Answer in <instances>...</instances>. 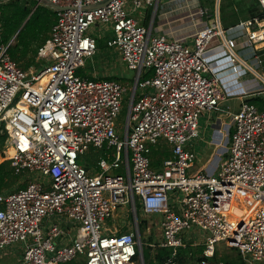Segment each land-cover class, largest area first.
I'll return each instance as SVG.
<instances>
[{
  "label": "built area",
  "instance_id": "1",
  "mask_svg": "<svg viewBox=\"0 0 264 264\" xmlns=\"http://www.w3.org/2000/svg\"><path fill=\"white\" fill-rule=\"evenodd\" d=\"M8 1L0 0V7ZM47 1L71 8L110 0ZM158 1L58 8L51 37L37 54L49 62L39 73L23 70L7 46H0V133L10 136L12 151L6 159L17 175L35 176L25 188L0 192L2 255L21 243L20 264L78 258L86 264H135L140 240L132 224L118 231L106 222L129 208L137 224L139 204L145 214L164 217L160 246L173 249V255L194 240L187 234L197 230L206 257H214L218 244L225 243L247 264H264V111L242 102L239 112L229 114L226 130L232 126L233 132L216 170L191 172L200 117L222 111L227 100L208 58L212 42L220 39L218 47L230 63L242 66L239 41L244 38L257 56V45H264V15L231 28L241 33L237 39L226 36L219 19L205 23L189 37L190 45L187 38L153 34L133 16ZM260 3L264 9V0ZM94 25L111 26L107 44L136 73L132 90L129 83L78 75L97 53L89 33ZM151 70L153 75L143 79ZM45 75L47 82L36 87ZM129 92L126 123L117 125ZM159 147L171 156L155 168L151 155ZM91 150L102 152L96 174L80 164Z\"/></svg>",
  "mask_w": 264,
  "mask_h": 264
},
{
  "label": "crops",
  "instance_id": "2",
  "mask_svg": "<svg viewBox=\"0 0 264 264\" xmlns=\"http://www.w3.org/2000/svg\"><path fill=\"white\" fill-rule=\"evenodd\" d=\"M256 1L257 0H236V2L235 0H159L155 5L146 6L134 12L133 16L138 20V22L142 26H144L148 30H151L153 34L155 35L163 34L169 37L170 39L187 38V42L191 45L192 39H190L189 37L198 29L202 28L205 25V23L211 24L217 19H219L225 31L226 36L228 38L234 37L235 39H237L241 35V33L238 32L236 34H233L232 31H230V29L239 25L241 22L247 21L251 18V13L256 11L254 7ZM222 5L223 8H225L224 14H222ZM201 11H205L206 15L200 16ZM56 21H57V13L55 15L54 25L56 24ZM52 28L49 32L46 42L51 37ZM98 30L110 32L112 31V28L111 26H107V25H94L90 29L89 33L91 36L96 38L97 47H98V38L94 35V32ZM219 40L220 39H215L212 42V45L210 47L211 49L208 54V58L210 62L213 64L215 71L220 74V80L224 92L227 96V100L221 106L222 111L215 113L216 114L215 121H213V116H212L214 113L207 115L208 116L207 127L209 126L210 122L211 123L213 122L212 124L214 128L213 143L215 144L216 154L212 160L214 159L215 160L214 161L210 160L207 163V165H204L202 168L198 169L194 173L209 172L212 174L217 168L215 164L216 163L218 164L220 159H223L225 157V154L229 147L228 134L229 133L232 134L233 132L232 126L231 128L228 127L227 130H226V126H229L231 123V117L229 114L235 113L231 109V104H229L230 101L232 102L235 101V103L238 106L237 109L238 112L241 108L242 102L244 101L249 102L250 100H254L255 103L253 104L257 105L261 111H264V72L259 68V64L257 61V56L261 53H264V49H262L264 48V45L261 44L257 45L258 48L256 47V49L259 51L257 56H255L253 55L252 49L247 47L246 44L244 43V38L241 39L239 41L240 45L237 49V54L239 58V64H241L242 66L239 65L240 67L239 66L234 67L230 63L226 51L218 47ZM5 46H7V48L9 47L8 45ZM36 63L38 64V67L32 66L27 71L39 73L49 62L38 60L36 56ZM242 67H246V68H242ZM115 74L116 72L113 71L112 67H107L106 69L104 67L100 73L95 71L94 73H90V74L86 73L84 75L88 78L105 79V78L114 77L116 76ZM125 83H127V81ZM226 119H227V123L225 122ZM8 142L10 143V140H8L5 144L3 150V156L2 155L0 156V158L4 161L7 160L6 159L7 156L12 152ZM154 149L160 151L161 153L167 151L165 148L161 149V147ZM223 149H225L226 151H224ZM194 150L196 152V145L194 146ZM220 150H223L222 152L224 153L220 154ZM170 156L171 154L169 155V157ZM222 156L224 157L222 158ZM161 158L162 161L165 159L162 156ZM216 159L218 162H216ZM195 165L196 164L194 163V167L192 168V170L195 168ZM91 172L93 174H96L99 172V170H92ZM113 172L118 173L121 171H113ZM23 177L26 178L25 179L26 183H24L25 185L29 181L35 179V176L31 174H24L20 176V178ZM18 189L20 188L18 187L16 190ZM10 192L13 191L9 190L4 193H10ZM129 226L130 224L128 223L124 226V228H127L126 231L129 230L133 226V224L131 225L130 228Z\"/></svg>",
  "mask_w": 264,
  "mask_h": 264
},
{
  "label": "trees",
  "instance_id": "3",
  "mask_svg": "<svg viewBox=\"0 0 264 264\" xmlns=\"http://www.w3.org/2000/svg\"><path fill=\"white\" fill-rule=\"evenodd\" d=\"M254 7L256 11L251 13V18L264 15V9L262 8L259 0L256 1ZM224 12L225 8H223L222 5V14H224ZM55 15V11L43 5L38 6L37 0H10L1 5L0 23L2 25L3 32L0 35V46L4 44L9 46L8 53L23 70L27 71L32 66L38 67V64L36 63V56L39 49L44 45L48 38L49 32L55 22ZM258 51L259 50H257V52ZM78 75L86 77L81 69L79 70ZM152 75V70L146 72L143 75V79L149 78ZM106 79L120 81L123 83L126 82V80L119 79L116 76ZM249 102L255 103L254 100H250ZM124 109L125 112H127V109ZM6 140L7 134L0 133V156H3ZM169 155L170 154L167 151L161 153L160 151L153 149L151 155L153 167H159L162 162L161 156L167 159L169 158ZM19 179L20 176L15 173L10 161L5 160L0 163L1 193L9 191L11 186ZM25 187L26 185L24 184L19 188L21 189ZM140 210L143 212L142 206L138 204V215ZM145 229L146 221H142L140 224V231H145ZM204 251L205 246L194 248L192 243H188L185 248L178 249L177 254L173 255V249L161 247L160 241L159 243L150 242L148 244L143 242L142 247L138 248V254L134 261L137 262L139 260V256L141 255H143L145 264H190L194 261L199 264H206L207 262L215 261L217 258L216 255L212 258H208L205 256ZM239 256L240 260L243 261L240 253ZM222 260L224 264H236L230 258H223ZM65 264H86V262L84 258H78L77 260ZM240 264H244V262H241Z\"/></svg>",
  "mask_w": 264,
  "mask_h": 264
},
{
  "label": "rangeland",
  "instance_id": "4",
  "mask_svg": "<svg viewBox=\"0 0 264 264\" xmlns=\"http://www.w3.org/2000/svg\"><path fill=\"white\" fill-rule=\"evenodd\" d=\"M101 27V26H100ZM99 29V28H98ZM94 35L98 38V49L97 53L85 60V66L82 67L81 71L83 74H90L97 71L100 73L102 69L105 67H112L113 71L116 72V77L119 79L126 80L127 83L130 84V82L134 80L136 77V73L134 71H130L127 68V65L123 62L121 59V55L118 54V51L116 49L110 48L107 46V40L112 37V31L106 32L102 30H98L94 32ZM101 35V38H100ZM108 65V66H105ZM125 83V84H127ZM129 90H132L133 84L126 85ZM132 94V92H129L125 95V107L128 106L129 97ZM229 104H231V109L235 113L238 112V106L235 103V101H230ZM235 105V108H234ZM224 107V106H223ZM213 121L216 120V114L213 115ZM207 115H202L199 120L200 125V137L195 140L194 144L196 145V153L198 156L197 161L195 162V168L191 170V172H195L198 169L202 168L204 165H207V163L212 160L216 154V148L215 144L213 143V135H214V128L212 126L213 122L209 124L207 127ZM127 120V112H122L120 118L117 120V125L123 126L126 123ZM227 123V119L225 121ZM10 136L7 135V140H9ZM102 156V152H95L93 150L86 153L85 156L80 158V164L87 167L88 169L92 170H99L98 168V161L100 157ZM224 156H222L223 158ZM224 159V158H223ZM215 160V159H214ZM212 160V161H214ZM4 160L0 158V162L2 163ZM216 162L217 159H216ZM217 166V163L215 164ZM26 178H20L15 184H13L10 188V190L15 191L18 187H21L26 183ZM175 194L170 192V196L173 197ZM183 195H180V198H182ZM171 204L173 205V200H171ZM234 215L239 216L241 214L240 209L238 208V204H234ZM136 214L138 216L137 218V224L135 222L134 215L131 214L130 209L127 208V211L124 213L122 210H119L115 216L114 219L108 220L106 222L107 226L109 228L116 227L118 231H126L127 228H124V226L128 224H133L132 228L135 230L136 234L139 238V246L142 247L143 242L145 244H148L150 242L159 243L161 241L162 237V231L160 228V222L164 220V217L162 215H148L142 212L140 210L139 215L138 211H136ZM142 221H146V229L145 231H140V224ZM76 232H73V236L75 237ZM203 235L197 230L188 233V238H193L194 240H190L189 243H192V246L194 248H199V246H204L203 244ZM21 243H17L9 248V252L6 255H2V252H0V264H20L21 259ZM215 255L217 258L215 261L207 262L206 264H224L223 258H230L233 262L236 264H240L241 262H244V264H247L244 260H240L239 256V250L236 248L228 247L225 243H220L217 246V250L215 252ZM214 255V256H215ZM80 259V258H79ZM139 260L135 262V264H142L141 257L139 256ZM19 260V261H18ZM18 262V263H17ZM190 264H199L196 261L190 263ZM203 264V263H202Z\"/></svg>",
  "mask_w": 264,
  "mask_h": 264
},
{
  "label": "water",
  "instance_id": "5",
  "mask_svg": "<svg viewBox=\"0 0 264 264\" xmlns=\"http://www.w3.org/2000/svg\"><path fill=\"white\" fill-rule=\"evenodd\" d=\"M38 1V5L42 4L52 10H58V8H61V9H95V8H99V7H102L106 4H108L109 2H111V0L104 4V5H101V6H97V7H71V8H63V7H57L53 4H51L50 2H48L47 0H37ZM257 61H258V64H259V68L264 72V53H261L257 56ZM224 151H226L225 149H223ZM223 150H220V154H223L224 152H222ZM219 159V158H218ZM136 217L138 218L137 214H136ZM141 257V261H142V264H145L144 263V258H143V255L140 256Z\"/></svg>",
  "mask_w": 264,
  "mask_h": 264
},
{
  "label": "bare ground",
  "instance_id": "6",
  "mask_svg": "<svg viewBox=\"0 0 264 264\" xmlns=\"http://www.w3.org/2000/svg\"><path fill=\"white\" fill-rule=\"evenodd\" d=\"M49 76L48 75H45L43 78H41L38 83L36 84V87H41L43 86L47 80H48Z\"/></svg>",
  "mask_w": 264,
  "mask_h": 264
}]
</instances>
